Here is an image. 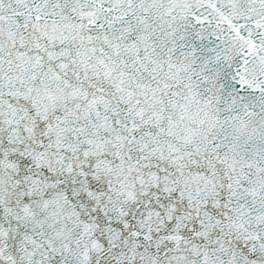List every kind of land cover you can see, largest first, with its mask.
<instances>
[{
	"label": "snow or ice",
	"instance_id": "1",
	"mask_svg": "<svg viewBox=\"0 0 264 264\" xmlns=\"http://www.w3.org/2000/svg\"><path fill=\"white\" fill-rule=\"evenodd\" d=\"M0 264H264V0H0Z\"/></svg>",
	"mask_w": 264,
	"mask_h": 264
}]
</instances>
